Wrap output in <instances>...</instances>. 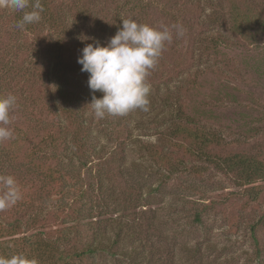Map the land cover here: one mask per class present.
I'll return each instance as SVG.
<instances>
[{
	"label": "trees",
	"instance_id": "obj_1",
	"mask_svg": "<svg viewBox=\"0 0 264 264\" xmlns=\"http://www.w3.org/2000/svg\"><path fill=\"white\" fill-rule=\"evenodd\" d=\"M87 1L82 5L72 0H40V21L23 29L16 27L22 12L0 8V38L7 36L17 43L15 53L34 49V64L50 76L48 86L57 92L48 106H41L43 102L38 99L22 109L16 107L20 118L11 124L14 138L0 142V175L15 177L22 194L18 202H23L16 217L0 211V256L23 254L37 259L38 264H158L147 234L158 216L153 214L155 221L150 218L146 234L140 229L145 213L135 216L137 209L149 206L147 196L157 195L182 174H199V165L223 167L239 187H248L264 179V157L240 153L223 157L215 153L216 149L232 147L233 141L220 129L187 115L184 97L195 81L186 78L173 84L174 77L180 75L177 70L173 76L162 77L164 82L152 79L147 111L97 119L89 105L93 94L97 98L103 94L90 90L89 74L81 71V64H67L60 58L62 44L73 37L83 49L85 43L79 37L86 35L107 46L108 33L115 36L122 20L127 19L123 10L126 5L132 16L140 11L139 17L128 19L142 24H146V18L141 12L147 7L143 0H126V5L118 1L120 15L110 26L97 17L93 0ZM34 2L29 0L25 11H32ZM228 3L229 7L221 3L208 15L210 23L220 29L209 39L208 52L228 42L222 29L247 38L264 24V4L256 0ZM46 30L53 35L50 47L42 44ZM162 58L163 54L154 69L161 66ZM43 59L46 62H41ZM17 64L5 67V78L10 82L4 79L1 93L10 92L16 76L23 73ZM24 68L27 74L33 73L30 64ZM62 73L72 74V82ZM15 90L23 88L15 85ZM127 142L137 160H127L123 147ZM179 151L195 162L179 159ZM141 175L156 179L158 185L146 192L137 181ZM36 180L48 187L31 192L36 189ZM196 186L190 184L187 190L199 192ZM53 190L57 191L55 197L51 195ZM185 200V205L198 207L193 223L202 224L208 205ZM57 218H62L61 227L51 229L47 222Z\"/></svg>",
	"mask_w": 264,
	"mask_h": 264
},
{
	"label": "rangeland",
	"instance_id": "obj_2",
	"mask_svg": "<svg viewBox=\"0 0 264 264\" xmlns=\"http://www.w3.org/2000/svg\"><path fill=\"white\" fill-rule=\"evenodd\" d=\"M118 1L120 0H93L97 17L109 22L111 26L120 15ZM122 1L126 5V0ZM143 1L147 8L141 14L145 15L146 24L157 28L168 26L170 29L172 25L180 24L183 28L182 36H177L175 29H172L173 40L163 52L161 66L151 70L148 78L150 83L152 79L164 82L162 77L173 76L176 70L180 75L178 79L174 77L173 84L191 78L195 81V86L184 97L187 115L203 125L220 129L229 141H233L232 147L216 149L214 152L223 157L240 153L257 159L263 158L264 24L247 38L222 29L228 42L208 52L207 46L211 43L209 39L219 29L210 23L208 15L221 3L229 7L228 0ZM256 1L264 4V0ZM72 2L88 4L87 0ZM211 4L213 7H210ZM124 8V17L127 19L139 17L140 11L132 16L130 10H127L129 6ZM88 32L92 35L90 30ZM111 35L108 33V39L113 37ZM52 40L53 35H48L46 30L42 44L50 47L48 43L51 44ZM63 42L65 41L61 44ZM17 47V43H13L7 36L3 40L0 38V88L7 76L5 67L18 62L16 67L23 68V73L16 76L12 83L11 91L1 93L0 90V96L15 95L17 107L21 109L38 99L43 102L41 106L50 105L57 92L48 86L50 76L41 72L34 64L37 60L36 51L29 48L15 53ZM39 47L41 48L40 45ZM81 55L82 48L77 46L73 37L72 41L62 44L59 54L64 62L75 65ZM48 59L46 58L47 61ZM29 64L33 73L27 74L24 67ZM16 73L18 71L14 75ZM62 75L66 81L72 82V74ZM15 85H21L23 90H15ZM15 109L19 111L18 108ZM17 110H14L13 121L20 118ZM111 145L117 146L114 143ZM123 147L129 162L137 160L129 142ZM177 154L179 159L195 162L182 151ZM199 169V174H182L157 195L147 196L149 206L136 211L137 218L142 211L145 213L144 218L141 217L143 223L140 226L145 234L148 231L147 223H151L150 218L155 221L153 214L158 216L155 226H152L153 230L147 232L156 250L158 264H264V179L248 187H239L233 175L223 167L199 165ZM139 180L146 192L158 185L156 179L146 175L137 176V181ZM190 184L197 185L199 192L187 190ZM35 187L31 192L38 193V188L46 189L48 186L36 180ZM56 192L53 190L51 195L55 197ZM30 199L27 195V202ZM188 199L208 205L202 224L193 223L198 207L185 205L183 200L189 201ZM21 204L23 202H17L2 210V215L16 217L21 211ZM57 219L59 220L47 222L51 229L61 227L62 218Z\"/></svg>",
	"mask_w": 264,
	"mask_h": 264
},
{
	"label": "clouds",
	"instance_id": "obj_3",
	"mask_svg": "<svg viewBox=\"0 0 264 264\" xmlns=\"http://www.w3.org/2000/svg\"><path fill=\"white\" fill-rule=\"evenodd\" d=\"M29 6V0H0V8L23 13L16 24L19 29L41 19L43 7L40 0L31 4L32 11H25ZM172 29H175L177 36L183 35L180 24L172 25L171 29L168 26L157 28L124 19L122 27L109 39L107 46L86 35L79 37L85 43L82 55L78 58V63L82 65L81 71L89 74L90 90L103 94L102 98L93 94L89 105L97 119H103L106 115L124 116L136 110H148L152 91L148 78L166 46L173 40ZM89 40L93 42L88 43ZM16 107L15 95L0 96V142L14 138L11 124ZM21 195L15 177L0 175V211L14 206ZM0 264H38V260L15 254L11 257L0 256Z\"/></svg>",
	"mask_w": 264,
	"mask_h": 264
}]
</instances>
